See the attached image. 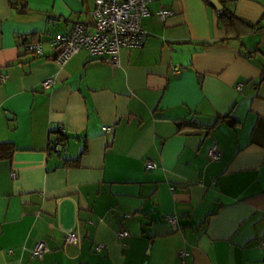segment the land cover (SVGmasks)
I'll use <instances>...</instances> for the list:
<instances>
[{
	"label": "crops",
	"instance_id": "obj_1",
	"mask_svg": "<svg viewBox=\"0 0 264 264\" xmlns=\"http://www.w3.org/2000/svg\"><path fill=\"white\" fill-rule=\"evenodd\" d=\"M93 7L0 0V144L14 148L0 160V264H264V0H225L229 18L205 0H153L144 44L118 65L85 51L58 65L49 39L90 24ZM38 37L39 55L26 49Z\"/></svg>",
	"mask_w": 264,
	"mask_h": 264
},
{
	"label": "built area",
	"instance_id": "obj_2",
	"mask_svg": "<svg viewBox=\"0 0 264 264\" xmlns=\"http://www.w3.org/2000/svg\"><path fill=\"white\" fill-rule=\"evenodd\" d=\"M153 0H94V7L90 11L91 22L73 23L70 30L63 34H56L49 39V44L55 50L53 60L60 66L67 63L80 51H85L88 56L97 58L109 55L106 61L111 65H118V54L122 49L140 48L148 35L142 27V18L148 14L147 6ZM170 10L161 8L155 12L157 19H164L170 15ZM26 49L35 54L42 53V42L40 37L32 42L26 43ZM173 73H178L179 66L172 67ZM54 85L51 77L41 81L43 89ZM242 83H237L236 88L241 89ZM104 130L110 129L103 127ZM59 141H55L54 149H59ZM208 157L211 161H218L221 151L218 143L213 142L208 149ZM146 169H153L156 164L152 161H144ZM167 221L176 228L175 216H167ZM120 236L127 235V231L119 233ZM67 243H76L77 237L74 232L68 230L65 234ZM264 248V241L261 243ZM104 248L103 244H97L95 250ZM44 241H37L30 249L33 257L41 258L47 251ZM11 252V250L9 251ZM185 251H178V256L183 257Z\"/></svg>",
	"mask_w": 264,
	"mask_h": 264
},
{
	"label": "trees",
	"instance_id": "obj_3",
	"mask_svg": "<svg viewBox=\"0 0 264 264\" xmlns=\"http://www.w3.org/2000/svg\"><path fill=\"white\" fill-rule=\"evenodd\" d=\"M207 3L211 4L210 3V0H205ZM225 0H218V2L222 5L223 2ZM212 5V4H211ZM213 6V5H212ZM225 10H221L220 11V16L222 17H230V15H227L225 14ZM42 42V41H41ZM28 43V42H27ZM28 51V50H27ZM30 52V51H29ZM33 53V52H32ZM35 54V53H34ZM39 55V54H37ZM264 80V72H262V75L260 76V79H259V82ZM177 125L178 127L180 128H186V127H193V128H201V129H205L206 131L209 130L213 125H202V124H194V123H191L190 121H181V122H177ZM65 140H66V137H65V134L61 131V130H58L57 131V138L55 141H59L60 143V148L59 149H54V143L55 141L53 142L52 146H51V149L54 151V152H59L63 149V145L65 143ZM85 151V149H84ZM83 151V152H84ZM14 152V148L10 145H7V144H0V160H3V159H8L11 157V155L13 154ZM76 160H65L64 163H69V162H75Z\"/></svg>",
	"mask_w": 264,
	"mask_h": 264
},
{
	"label": "water",
	"instance_id": "obj_4",
	"mask_svg": "<svg viewBox=\"0 0 264 264\" xmlns=\"http://www.w3.org/2000/svg\"><path fill=\"white\" fill-rule=\"evenodd\" d=\"M210 3L217 9V10H221L222 5L218 2V0H210ZM142 223V227H141V231L144 234V237L148 236V231H147V226L149 225V221L147 220H140Z\"/></svg>",
	"mask_w": 264,
	"mask_h": 264
}]
</instances>
